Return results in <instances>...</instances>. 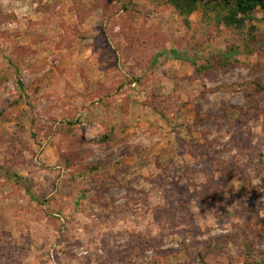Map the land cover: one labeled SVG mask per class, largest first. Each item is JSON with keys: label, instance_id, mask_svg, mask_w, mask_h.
Masks as SVG:
<instances>
[{"label": "rangeland", "instance_id": "1", "mask_svg": "<svg viewBox=\"0 0 264 264\" xmlns=\"http://www.w3.org/2000/svg\"><path fill=\"white\" fill-rule=\"evenodd\" d=\"M210 1L0 0V264H264V10Z\"/></svg>", "mask_w": 264, "mask_h": 264}, {"label": "trees", "instance_id": "2", "mask_svg": "<svg viewBox=\"0 0 264 264\" xmlns=\"http://www.w3.org/2000/svg\"><path fill=\"white\" fill-rule=\"evenodd\" d=\"M185 4V8L189 13H192L196 9V4L199 0H181ZM218 2L219 5L225 6L229 10V14L225 17V21L228 25H235L239 28L245 25V22L254 11L257 9L264 10V0H213L210 3ZM182 6V5H181ZM183 7V6H182ZM178 55L177 52L174 53ZM227 59V58H224ZM19 90H23L24 86L20 80L17 81Z\"/></svg>", "mask_w": 264, "mask_h": 264}, {"label": "crops", "instance_id": "3", "mask_svg": "<svg viewBox=\"0 0 264 264\" xmlns=\"http://www.w3.org/2000/svg\"><path fill=\"white\" fill-rule=\"evenodd\" d=\"M69 8H71L70 5H69ZM92 16L95 17V14H93V15L91 14L89 17H92ZM82 25H83V28H80V30L84 32V30H86V29H84V28H86L85 22ZM86 54H91L92 56L88 55V56L91 57V59L83 60V62L85 61V63H94V64L97 63V52H94L92 54V52L90 50H87ZM73 59L77 60L79 58L76 59V57H74ZM70 61H71V59H68V62H70ZM67 76L69 77V73H68ZM72 77H73V79L74 78H78L77 79L78 81L70 79L71 83H72L71 86H75V87H77L79 89V91L83 90V92H85L86 91V89H85L86 88V84H85L84 81H86V79L83 80L82 79L83 78L82 75L79 74V73L77 75H72ZM105 77H106V74L104 73V70H100L97 73H93L90 70L87 72V78H88L89 84L92 85V86H95V87L97 85L102 84L103 82H105V80H106ZM107 89H108V87H106L104 91L107 92L108 91Z\"/></svg>", "mask_w": 264, "mask_h": 264}]
</instances>
